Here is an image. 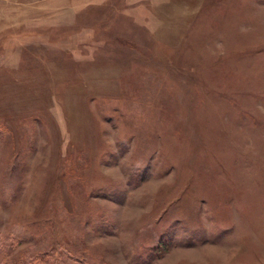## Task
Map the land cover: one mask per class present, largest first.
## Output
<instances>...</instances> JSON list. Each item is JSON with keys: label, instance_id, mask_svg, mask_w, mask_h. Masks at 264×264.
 Listing matches in <instances>:
<instances>
[{"label": "rangeland", "instance_id": "1", "mask_svg": "<svg viewBox=\"0 0 264 264\" xmlns=\"http://www.w3.org/2000/svg\"><path fill=\"white\" fill-rule=\"evenodd\" d=\"M0 264H264V0H0Z\"/></svg>", "mask_w": 264, "mask_h": 264}]
</instances>
